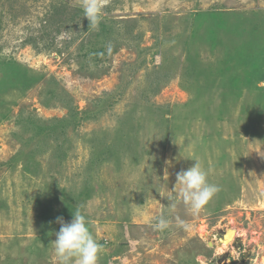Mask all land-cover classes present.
<instances>
[{
  "label": "rangeland",
  "instance_id": "obj_1",
  "mask_svg": "<svg viewBox=\"0 0 264 264\" xmlns=\"http://www.w3.org/2000/svg\"><path fill=\"white\" fill-rule=\"evenodd\" d=\"M81 3L0 0V264H57L77 207L97 264H264V0Z\"/></svg>",
  "mask_w": 264,
  "mask_h": 264
},
{
  "label": "clouds",
  "instance_id": "obj_2",
  "mask_svg": "<svg viewBox=\"0 0 264 264\" xmlns=\"http://www.w3.org/2000/svg\"><path fill=\"white\" fill-rule=\"evenodd\" d=\"M105 0H82L81 6L85 19L90 27H98L103 15ZM179 186L177 193L182 203L192 215H199L205 206L220 191L218 185L209 182L208 172L198 163L187 170L176 174V184L173 192ZM175 207V202L170 204ZM72 220L65 222L63 217H57L60 224L55 232V240L51 241L53 254L57 264H97L102 245L89 230L86 216L79 207L72 212ZM177 223L185 230L189 225L186 221L176 218ZM170 221L163 215L156 218L155 228L159 231L167 230Z\"/></svg>",
  "mask_w": 264,
  "mask_h": 264
},
{
  "label": "bare ground",
  "instance_id": "obj_3",
  "mask_svg": "<svg viewBox=\"0 0 264 264\" xmlns=\"http://www.w3.org/2000/svg\"><path fill=\"white\" fill-rule=\"evenodd\" d=\"M237 237V232L235 229H229L225 234L224 238L221 240L223 249L230 246V243Z\"/></svg>",
  "mask_w": 264,
  "mask_h": 264
}]
</instances>
